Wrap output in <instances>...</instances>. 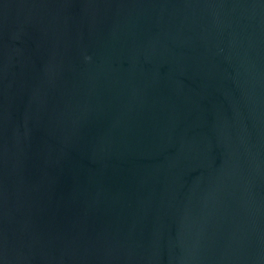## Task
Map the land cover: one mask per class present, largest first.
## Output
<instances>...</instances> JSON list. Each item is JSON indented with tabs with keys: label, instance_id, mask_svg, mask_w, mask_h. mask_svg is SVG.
I'll return each instance as SVG.
<instances>
[{
	"label": "water",
	"instance_id": "95a60500",
	"mask_svg": "<svg viewBox=\"0 0 264 264\" xmlns=\"http://www.w3.org/2000/svg\"><path fill=\"white\" fill-rule=\"evenodd\" d=\"M0 264H264V0H0Z\"/></svg>",
	"mask_w": 264,
	"mask_h": 264
}]
</instances>
